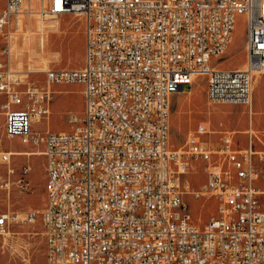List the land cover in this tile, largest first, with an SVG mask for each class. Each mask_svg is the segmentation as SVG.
Wrapping results in <instances>:
<instances>
[{"label": "built area", "instance_id": "built-area-1", "mask_svg": "<svg viewBox=\"0 0 264 264\" xmlns=\"http://www.w3.org/2000/svg\"><path fill=\"white\" fill-rule=\"evenodd\" d=\"M0 8V111L4 131L44 156L45 200L39 211L45 264H264V150L232 134L213 143L204 123L183 148L169 144L170 95L206 75L211 101L251 106L252 67L210 62L230 44L235 17H245L246 57L264 70V0H47L45 13L83 18L81 65L44 69L43 82L10 65V16ZM82 84V114L68 129H38L50 112V82ZM0 149V187L28 190L30 166ZM201 161L206 179L192 188L184 173ZM208 192L216 212L201 226L182 192ZM35 210L25 218L33 220ZM15 215L0 209V233Z\"/></svg>", "mask_w": 264, "mask_h": 264}, {"label": "rangeland", "instance_id": "rangeland-1", "mask_svg": "<svg viewBox=\"0 0 264 264\" xmlns=\"http://www.w3.org/2000/svg\"><path fill=\"white\" fill-rule=\"evenodd\" d=\"M33 11L29 12L27 3L19 8L17 18L12 14L13 26L9 33L11 47L10 65L21 72H27L43 82L44 69L55 66H78L82 62L83 48V18L78 12L45 13L41 9L47 0H30ZM5 0H0V8ZM17 26L15 25V21ZM232 40L228 47L219 55H213L210 62L216 65H247L244 46L245 17L237 14L232 30ZM6 39L0 34V41ZM33 69V70H32ZM264 70H252V108H254L253 89L256 82L262 78ZM25 75V73H21ZM195 77V78H194ZM188 85H183L170 95L169 113V144L183 148L185 136L194 124L203 122L207 129V136L216 140L223 133L246 134L247 108L244 103L208 100L205 93L206 75L195 74ZM82 84L77 81L51 82L48 88L52 94L49 101L50 113L47 119L38 120L33 127L43 129L49 127L54 130L68 129L71 123L67 120V112L74 111L82 114L83 99ZM184 87V88H183ZM261 112L252 109V115ZM0 112V149H21L30 153H15L12 159L15 163L26 161L30 165L28 172L31 186L28 190H19L12 185L9 188L0 187V209L11 211L15 218L11 220L8 230L0 233V264H45L44 236L40 222L39 211L45 200L44 191V156L40 145L27 144L17 136H10L4 131V117ZM252 131L257 133V129ZM237 138L243 141V135ZM257 145L264 143V127H259ZM38 151V152H37ZM196 167L189 166L184 173V180H188L192 188H200L206 179L201 161ZM256 183L264 186L261 177ZM183 200L187 202L191 220L201 226L207 221L211 213L216 212L217 198L208 192L194 196L192 190L183 189ZM261 206L264 208V197L260 196ZM28 210H35L33 220L25 218Z\"/></svg>", "mask_w": 264, "mask_h": 264}, {"label": "crops", "instance_id": "crops-1", "mask_svg": "<svg viewBox=\"0 0 264 264\" xmlns=\"http://www.w3.org/2000/svg\"><path fill=\"white\" fill-rule=\"evenodd\" d=\"M13 26L12 24V19H10V23H9V27ZM82 53H83V56H84V27H83V48H82ZM83 56H82V62H83ZM9 62H10V56H9ZM81 62V64H82ZM80 64V65H81ZM79 66V65H78ZM223 66H229V67H232V66H238V63H235V64H232V65H223ZM73 67H76V66H73ZM15 68V67H14ZM17 69V68H16ZM20 72H21V69H19ZM26 71L27 69H23V71ZM21 73H25V72H21ZM262 76V78H259L256 82V89L254 88L253 89V94H254V108H252V99H251V106H250V109H248L247 105H246V108H247V127H246V134L244 136V134H242L241 132H238L236 134H232V137H233V144L234 146H242L245 144L246 142V135H247V129H251L252 131V126L253 128L257 129V133L255 134V132L252 131V134H253V137H252V141H253V145L255 146L256 149L258 150H264V143L261 144L262 146L260 145H257L256 142H255V139H259V136H258V130H259V127H264V74H260ZM51 83V82H50ZM184 85H188V84H184ZM184 88V87H183ZM81 93H82V86H81ZM83 99V97H82ZM225 102H229V101H225ZM241 103V102H240ZM252 109H258L260 110L261 112L258 113V115L256 116V114H253L252 115ZM1 112V111H0ZM2 113V112H1ZM50 113V112H49ZM3 114V113H2ZM49 115V114H48ZM2 117H4V114L2 115ZM48 118V117H47ZM46 118V119H47ZM197 123V122H196ZM195 123V124H196ZM194 124V125H195ZM205 125V124H204ZM206 127V125H205ZM207 128V127H206ZM208 130V129H207ZM207 132L203 133L202 134V137L204 139H207L208 141H211L213 143H216L218 142L219 140L216 139V140H213V139H210L208 136H207ZM237 134H242L243 135V141H240L239 138H237ZM10 148V147H9ZM7 148V149H9ZM13 149V148H12ZM22 162H26V161H22ZM30 166V165H29ZM28 178H29V175H28ZM30 181V179H29Z\"/></svg>", "mask_w": 264, "mask_h": 264}, {"label": "bare ground", "instance_id": "bare-ground-1", "mask_svg": "<svg viewBox=\"0 0 264 264\" xmlns=\"http://www.w3.org/2000/svg\"><path fill=\"white\" fill-rule=\"evenodd\" d=\"M41 1H43V0H41ZM25 3H27V8H28V10H29V12H31V11H33V10H31L32 9V7H31V1L30 0H22V2H21V5H20V7L22 6V5H24ZM19 7V8H20ZM19 8L17 9V11H15V13L17 12H19L20 10H19ZM14 13V14H15ZM17 13L15 14V18H17ZM52 14V13H51ZM16 22H18V20H16L15 21V25L17 26V24H16ZM247 65L250 63L251 64V67H252V70H255V71H259V70H263V69H261V68H259V65L257 64V61L256 60H254L253 58H250V59H248L247 58ZM33 70V69H32ZM193 77V76H192ZM195 78V77H194ZM193 79V78H192ZM251 86H252V83H251ZM252 112V111H251ZM9 149H11L13 152H15V153H30V151H27V150H21V149H12V148H9ZM38 152V151H37Z\"/></svg>", "mask_w": 264, "mask_h": 264}]
</instances>
